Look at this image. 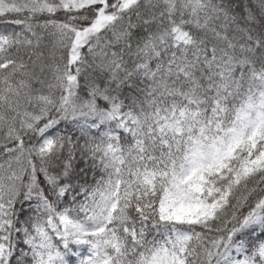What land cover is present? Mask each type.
<instances>
[{"label":"snow or ice","instance_id":"6c2138e0","mask_svg":"<svg viewBox=\"0 0 264 264\" xmlns=\"http://www.w3.org/2000/svg\"><path fill=\"white\" fill-rule=\"evenodd\" d=\"M0 264H264V0H0Z\"/></svg>","mask_w":264,"mask_h":264}]
</instances>
